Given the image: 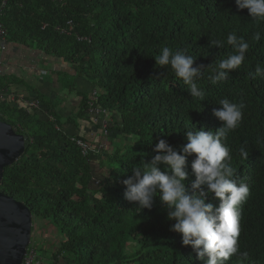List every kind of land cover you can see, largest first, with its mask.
Instances as JSON below:
<instances>
[{"label":"trees","instance_id":"1","mask_svg":"<svg viewBox=\"0 0 264 264\" xmlns=\"http://www.w3.org/2000/svg\"><path fill=\"white\" fill-rule=\"evenodd\" d=\"M70 21L74 33L62 34L58 29ZM2 22L9 44L36 46L90 82L99 93L97 107L115 122L106 130L91 119L87 93L79 94L82 102L68 120L77 134L65 127L61 102L47 104L46 114L0 102V119L27 138L24 155L5 169L1 190L27 205L34 220L51 221L58 229L62 241L52 251V264H205L207 257L199 260L170 231L174 221L159 197L151 210L139 211L125 199L123 181L134 166L151 161L159 139L180 151L187 131L220 128L213 109L222 99L244 105L239 127L224 143L234 179L250 190L239 207V247L249 258L233 255L226 264H264V77L250 76L258 63L264 66V21L252 20L235 0H9ZM232 32L249 44L245 60L213 82V69L233 53L227 44ZM256 32L259 41L253 39ZM215 40L223 46L211 47ZM165 46L195 57L194 67L203 66L195 80L205 91L203 101L189 95L170 66L156 64ZM17 84L18 79H0V89ZM68 90L76 91L75 82ZM86 128L93 129L92 140ZM120 135L129 139L124 147ZM79 142L88 146L87 155ZM242 146L247 159L239 154ZM195 158L186 159L189 191ZM206 203L215 210L220 201L212 194Z\"/></svg>","mask_w":264,"mask_h":264},{"label":"clouds","instance_id":"2","mask_svg":"<svg viewBox=\"0 0 264 264\" xmlns=\"http://www.w3.org/2000/svg\"><path fill=\"white\" fill-rule=\"evenodd\" d=\"M235 4L239 10L247 9L252 20L264 21V0H235ZM253 39L259 41L260 32H256ZM227 44L232 46L233 53L213 69V82L226 79L230 71L238 68L249 49V44L242 37L238 38L235 32L228 34ZM222 46L221 40L211 42V47ZM154 58L157 65L170 66L175 75L189 86V95L203 101L205 91L195 82L203 74V66L194 67L195 57L165 46ZM250 76L252 79L264 77V66L258 63ZM243 108L242 103L220 100L219 108L213 109L214 116L222 122L220 128L216 131H187L188 143L180 151L165 139H159L154 149L156 155L151 161L134 166L133 175L123 181L125 199L137 205L139 211L151 210L154 198L159 197L167 209V219L174 221L170 231L179 233L182 244L191 246L199 260L204 261L207 257L205 264H226L233 255L240 260L249 258L248 252H241L239 247V207L250 190L246 183H237L234 179L236 170L232 166V155L224 143L228 135L239 127ZM193 154L196 158L191 163V170L195 180L189 191L186 186L189 177L186 159ZM239 154L244 159L249 156L243 146ZM161 165L166 166L167 171H161ZM212 194L220 201L215 210L212 204L206 203Z\"/></svg>","mask_w":264,"mask_h":264},{"label":"crops","instance_id":"3","mask_svg":"<svg viewBox=\"0 0 264 264\" xmlns=\"http://www.w3.org/2000/svg\"><path fill=\"white\" fill-rule=\"evenodd\" d=\"M61 61L49 57L36 46L9 44L0 39V79L3 84L7 83L8 78L20 80V84L6 90L8 95L0 102L12 107H26V101L38 100L41 103L39 112L45 114L49 113L47 104L61 102L59 113L63 116V123L70 133L77 134V126L70 125L68 120L82 102L79 94L91 96L94 88L90 82L77 78L74 69ZM74 82L76 91L71 93L68 89ZM39 96H44L46 100H41ZM109 118L102 117L101 120ZM92 128L95 130V127ZM92 128H86L91 140L94 137Z\"/></svg>","mask_w":264,"mask_h":264},{"label":"water","instance_id":"4","mask_svg":"<svg viewBox=\"0 0 264 264\" xmlns=\"http://www.w3.org/2000/svg\"><path fill=\"white\" fill-rule=\"evenodd\" d=\"M27 138L0 119V264H24L33 239L31 209L1 190L5 169L26 151Z\"/></svg>","mask_w":264,"mask_h":264},{"label":"built area","instance_id":"5","mask_svg":"<svg viewBox=\"0 0 264 264\" xmlns=\"http://www.w3.org/2000/svg\"><path fill=\"white\" fill-rule=\"evenodd\" d=\"M9 0H2L0 3V39L6 40L8 37V31L6 27L4 26L2 22V16L5 12V9L7 7ZM64 1V0H61ZM62 34L65 35H72L74 33V23L73 21L68 22L66 27H62L58 29ZM79 41H84L86 38L78 36ZM5 49V47H4ZM8 95V91L6 90H0V101L3 100ZM99 99V93L98 91H93L92 98L89 103L90 105V117L94 120V122L97 124H101L106 130L109 128L110 122L108 120L102 121V117H108L109 113L106 111H102L97 107V101ZM25 108L28 112L33 113L35 111H39L41 108V103L38 100H31L26 101ZM108 135V131L106 132ZM79 144L84 148L85 155L88 154V146H86L84 143L79 142ZM24 264H40V255L38 254V251L36 250L35 246L31 243L28 253L26 255V258L24 260Z\"/></svg>","mask_w":264,"mask_h":264},{"label":"rangeland","instance_id":"6","mask_svg":"<svg viewBox=\"0 0 264 264\" xmlns=\"http://www.w3.org/2000/svg\"><path fill=\"white\" fill-rule=\"evenodd\" d=\"M61 62L64 64L63 61ZM108 121L110 122L108 129H113L115 122L112 118H109ZM128 140L129 139L120 135V138L117 141L121 147H124L129 142ZM112 148L116 149L117 147L113 146ZM94 158L97 160L96 154H94ZM60 240L62 241V237L59 234L58 229L51 221H46L44 219L34 220L32 244L35 246L38 254L40 255V264H52V251L55 250L56 245L60 242Z\"/></svg>","mask_w":264,"mask_h":264}]
</instances>
